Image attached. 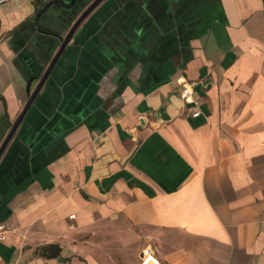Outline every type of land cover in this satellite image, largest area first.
<instances>
[{
    "label": "crops",
    "instance_id": "crops-1",
    "mask_svg": "<svg viewBox=\"0 0 264 264\" xmlns=\"http://www.w3.org/2000/svg\"><path fill=\"white\" fill-rule=\"evenodd\" d=\"M23 113L0 264H264V0H0V151Z\"/></svg>",
    "mask_w": 264,
    "mask_h": 264
},
{
    "label": "water",
    "instance_id": "water-1",
    "mask_svg": "<svg viewBox=\"0 0 264 264\" xmlns=\"http://www.w3.org/2000/svg\"><path fill=\"white\" fill-rule=\"evenodd\" d=\"M100 1H102V0H98V2H100ZM88 12H89V11H87V12L83 15V17L80 19L79 23H80V22L82 21V19L88 14ZM79 23L73 28V30L71 31V33L69 34V36H68L67 39L65 40V42H64V44H63V46H62V48L60 49L59 53L57 54V56H56L55 59L53 60L51 66L49 67V69H48V71H47V73H46V75H45L43 81L46 80V78H47L48 75L50 74V72H51V70L53 69L55 63L57 62L58 58L60 57L62 51L64 50V48L66 47V45L69 43V41H70V39H71V37H72V34H73V32L75 31L76 27L79 25ZM38 91H39V90H38ZM38 91H36V92L32 95L30 101L28 102V104H27V106H26V108H25V110H24V113L28 110V108H29V107L31 106V104L33 103V101H34V99H35V97H36ZM24 113L21 115L20 119L17 121V123H16L15 126L13 127V129H12L10 135H9L8 138L6 139V141H5V143H4L3 147H2V150L0 151V155L2 154L4 148L6 147L7 143L9 142V140L11 139V137L13 136V134L15 133L17 127L19 126V124H20V122H21V120H22V118H23V116H24Z\"/></svg>",
    "mask_w": 264,
    "mask_h": 264
},
{
    "label": "built area",
    "instance_id": "built-area-1",
    "mask_svg": "<svg viewBox=\"0 0 264 264\" xmlns=\"http://www.w3.org/2000/svg\"><path fill=\"white\" fill-rule=\"evenodd\" d=\"M181 97L186 101V102H194L196 103L195 99H194V90L192 89V86L189 84H184L182 91L180 93ZM199 113H196L194 116H198ZM74 217V215L72 216ZM5 239L4 236V226H0V240L3 241ZM148 256L149 255V250H145L144 251V256ZM152 258V260L155 262V264H160L159 261H157L154 257L149 256L146 260H144L143 264L147 263L148 259ZM145 259V258H144Z\"/></svg>",
    "mask_w": 264,
    "mask_h": 264
},
{
    "label": "trees",
    "instance_id": "trees-1",
    "mask_svg": "<svg viewBox=\"0 0 264 264\" xmlns=\"http://www.w3.org/2000/svg\"><path fill=\"white\" fill-rule=\"evenodd\" d=\"M49 249L51 250V253L53 255H58L59 254L60 249L56 245L49 246Z\"/></svg>",
    "mask_w": 264,
    "mask_h": 264
},
{
    "label": "bare ground",
    "instance_id": "bare-ground-1",
    "mask_svg": "<svg viewBox=\"0 0 264 264\" xmlns=\"http://www.w3.org/2000/svg\"><path fill=\"white\" fill-rule=\"evenodd\" d=\"M153 261V260H152ZM153 263L155 264V262L153 261ZM145 264H152V262L150 261V258L148 259L147 263Z\"/></svg>",
    "mask_w": 264,
    "mask_h": 264
},
{
    "label": "rangeland",
    "instance_id": "rangeland-1",
    "mask_svg": "<svg viewBox=\"0 0 264 264\" xmlns=\"http://www.w3.org/2000/svg\"><path fill=\"white\" fill-rule=\"evenodd\" d=\"M135 231L137 232V229H135ZM100 237V239H104V237L103 236H99ZM112 237H110L109 239H111ZM104 250H106V249H104Z\"/></svg>",
    "mask_w": 264,
    "mask_h": 264
}]
</instances>
